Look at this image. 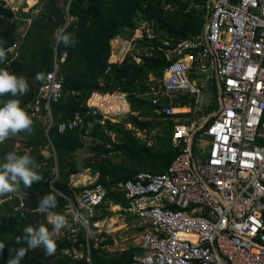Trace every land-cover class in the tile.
<instances>
[{"label": "built area", "instance_id": "built-area-1", "mask_svg": "<svg viewBox=\"0 0 264 264\" xmlns=\"http://www.w3.org/2000/svg\"><path fill=\"white\" fill-rule=\"evenodd\" d=\"M20 3L8 7L16 13ZM206 7L200 34L173 46L166 40L157 46L168 64L161 75L148 74L147 89L138 95L157 104L162 96L191 94L198 109L201 87L214 78L218 107L200 123L182 115L190 107L169 103L156 109L161 118L173 121L172 144L183 146L165 171L141 170L113 186L128 201L127 207L117 208L134 218L137 235L132 246L140 249L128 263L118 264H264V0H209ZM21 19L26 25L31 22L29 17ZM134 21L131 35L110 41V64H120L127 55L140 62L152 54L137 42L151 44L156 31L141 13ZM6 50L12 51L13 46ZM65 56L55 50L53 67L39 88L50 122V102L59 101L63 94L60 63ZM98 82L104 85L103 78ZM85 105L86 115L101 124L118 122V116L131 111L128 94L121 90H94ZM39 108L35 104L32 114ZM81 121L77 112L73 118L59 120L57 129H71ZM75 174L69 182L77 188ZM97 177L88 176L82 189L63 195L70 220L63 236L83 245L88 261L90 247L105 240H110L105 244L109 252L128 248L122 242L126 236L118 237L113 231L104 235L99 221L93 220L106 194L105 185L95 183ZM84 252L75 247L60 251L74 259H81Z\"/></svg>", "mask_w": 264, "mask_h": 264}, {"label": "trees", "instance_id": "trees-1", "mask_svg": "<svg viewBox=\"0 0 264 264\" xmlns=\"http://www.w3.org/2000/svg\"><path fill=\"white\" fill-rule=\"evenodd\" d=\"M208 1L70 0L65 12L64 7L68 0H47L44 9L39 11L29 25L23 26L25 31L21 33L17 14L5 5L4 0H0V45L5 49L13 46L12 51H7V59L0 63V68L8 67L17 75L26 77L29 91L18 98L29 114L33 112V106L38 104L39 111L47 115L44 98L38 96L43 80L38 81L35 76L37 73L46 74L53 67V43L57 31L64 29L75 38L74 46L65 47L64 44L55 42L56 54L65 52L66 56L60 63L63 76L62 97L59 101H51L49 105L52 125L48 128L35 125V117L32 116L33 133L17 134L27 137L25 147L30 150L23 153L29 154L35 160L39 166L37 171L43 179L39 183H33L31 188L24 189L21 186L20 192L12 194L13 198H16V195L23 197V206L16 211L13 209L18 204L16 199L0 202V242L5 244L0 250V264H7L11 255L9 249L26 247L16 243V238L23 235L24 227H39L34 223L31 212L36 211L44 195L51 191L58 193V206L52 211L64 214L67 203L64 196H72L74 190L83 188L71 187L69 181L72 174L85 169L93 174L98 173L95 183H103L106 187L102 204L110 201L125 208L128 201L123 192L113 188L117 182L131 179L141 170L159 173L167 169L179 147L183 145L172 144L173 121L169 117L161 118L156 112V109L162 108L163 100L160 98L158 103L154 104L146 96H139L137 93L147 89L146 79L149 73L159 76L168 64L162 51L157 48L162 45V41L166 40L169 46H173L188 36L202 32ZM140 13L154 26L158 36L151 44L138 40L137 46L150 50L152 54L142 57L140 62L127 55L120 64H110V39L118 34L130 35V30L135 25L134 17ZM107 66L109 71L106 73ZM99 78H103V86L99 85ZM211 82L214 99L203 108V114L207 115L218 107L216 83L213 78ZM97 89L105 92H128L130 109L136 114H127L122 117V122L118 123L106 121L103 127L95 123L89 130L88 121H93L94 118L86 115L85 100ZM71 90H77L79 94L72 95ZM10 98V94L0 96V106ZM178 99L180 104L192 107L194 105V98L187 94L179 96ZM77 112L82 117L81 124L59 132L57 122L73 118ZM182 115L188 116L190 112ZM200 116L202 117V114H197V118ZM124 123H130L133 128H126ZM134 129L156 132L148 143L147 140L136 136ZM87 138H90L88 143ZM44 146L50 149L47 156L42 153ZM84 147L87 155L81 164H77L74 154ZM0 153L5 156L9 151L1 148ZM106 177L109 181H106ZM89 186L92 185H87ZM8 195L10 194L0 197ZM79 237V240L83 241L82 236ZM108 241L110 240L103 241L97 247H90L88 261L83 245H79V242L72 243L65 236H58L53 255L46 256L44 250L38 248L28 251L20 264H118L128 263L134 254L140 252L137 247L129 246L122 252L110 253L104 248ZM63 247L81 249L85 251L84 256L74 259L62 255L60 251Z\"/></svg>", "mask_w": 264, "mask_h": 264}, {"label": "clouds", "instance_id": "clouds-1", "mask_svg": "<svg viewBox=\"0 0 264 264\" xmlns=\"http://www.w3.org/2000/svg\"><path fill=\"white\" fill-rule=\"evenodd\" d=\"M54 38L58 43L64 44L65 47L75 44L73 35L64 29H59ZM6 59L7 50L0 45V63ZM35 79L42 81L45 79V74L37 73ZM28 91L29 84L24 75H17L8 67L0 68V96L10 94L12 97L4 101L3 106H0V143L21 132L29 135L33 133V118L21 106V100L18 98ZM4 160L5 162L0 163V196L18 193L21 191V186L24 189L31 188L33 183H39L43 179V176L37 171L39 166L27 153L9 152L5 155ZM57 195L58 193L54 191L44 195L36 209L39 214H46L48 223L52 225L51 230L44 224H40L38 228L30 225L24 227L23 235L16 238V243L26 245V247L9 249L11 255L7 264H20L28 251H34L38 248L43 249L46 256L55 253L56 238L61 229L68 224L64 214L52 211L58 206ZM4 247L5 244L0 242V250Z\"/></svg>", "mask_w": 264, "mask_h": 264}, {"label": "rangeland", "instance_id": "rangeland-1", "mask_svg": "<svg viewBox=\"0 0 264 264\" xmlns=\"http://www.w3.org/2000/svg\"><path fill=\"white\" fill-rule=\"evenodd\" d=\"M47 0H8V6L11 8L12 6V2H22L20 3V6H22V8L20 9V7H18V11L16 12V19L20 20V23H18L19 27H23L24 25H26V21H22L21 18H25V17H29L31 20H33L39 13V11L43 10L45 4H46ZM65 12L66 8L64 7ZM16 10V8H15ZM70 20V19H69ZM68 21V20H67ZM56 39L54 40L53 43V48L54 50H56ZM207 82V81H206ZM205 82V83H206ZM204 83V84H205ZM214 99L213 94L211 93V90L209 88H205L203 89V93L199 98V102H198V109L195 110H191L190 111V115H188V119H196L199 123L201 121H203L208 115L207 114H203V108L205 107V105H207L208 103L212 102ZM40 107V106H39ZM133 112H128L126 114H131ZM136 114V113H134ZM197 114H202V117L200 116V118H197ZM31 116L35 117V125H38L42 128H48L49 126L52 125V122H50V118L45 114H42L40 111H36L34 113V115L31 113ZM127 116V115H126ZM186 119V118H183ZM125 126L127 128H132L131 126L129 127L127 125V123H124ZM156 131H147L141 134H137L136 136H139L141 139L143 140H147L148 143L151 142L152 137L154 135ZM12 138H14L15 140L13 141ZM21 139V140H19ZM27 139V137L22 136V135H15L12 136L9 139H6L3 143H0V150L1 148H6V150H8L9 152H22V154H24L23 152H28L30 150V148L25 147V140ZM88 141H90V138H87L86 143H88ZM49 148H44L42 149V153L47 156L48 152H49ZM194 150L196 151V145L194 147ZM87 155V151L84 148H81L79 150H77L74 154L75 160L77 164H81L83 158ZM5 156L2 155L0 153V163H3ZM45 163L43 162L42 165H44ZM55 169V168H54ZM57 174V168L54 170V175L56 176ZM81 175H89V171L87 169L82 170L80 172ZM79 173L75 174L76 175V179L78 177L79 181V185L77 184V186H82V184L86 183V176L85 179L82 178V176ZM72 176V175H71ZM70 176V178H71ZM74 177V176H73ZM13 201H15V198L13 199ZM110 201H107V203L105 202L104 204L101 205V207L99 208V210H95V214H97V216H100L99 214H102L103 211L105 210H111L112 213L105 215L103 223L101 226L102 230H115L113 231L115 234H122L124 233L127 237V239L125 240L126 243L125 245H130L132 246L133 244H135V239H136V230L133 227V224H135V221L133 219V217L127 212V211H122L119 210L118 208L112 207L110 205ZM23 202H20L17 207L19 208L20 205H22ZM32 213V218L34 220V223L37 224L38 226L40 224H44L46 225L50 230L52 228V225L48 223L47 221V216L46 214H39L37 211H33ZM64 215L67 217L68 220V224L66 227L62 228L60 231L59 236H63L66 235L67 233V228L70 224V220H69V215L67 213V211H64ZM123 242V241H122ZM134 247V246H133Z\"/></svg>", "mask_w": 264, "mask_h": 264}, {"label": "crops", "instance_id": "crops-1", "mask_svg": "<svg viewBox=\"0 0 264 264\" xmlns=\"http://www.w3.org/2000/svg\"><path fill=\"white\" fill-rule=\"evenodd\" d=\"M147 20V19H146ZM147 22L153 27V29L155 30V28H154V26L147 20ZM133 28H134V26H133ZM133 28L130 30V35H131V33H132V30H133ZM119 35V34H118ZM118 35H116V36H118ZM116 36H114L112 39H114ZM122 36H129V35H122ZM112 39H110V41L112 40ZM214 79V78H213ZM211 80H212V78H209L208 80H205V81H207L205 84H203V86L201 87V94H200V96L202 95V93H203V89H204V87L206 88H209L210 90H211V87H210V84L212 83L211 82ZM215 80V79H214ZM215 83H216V81H215ZM216 87H217V84H216ZM97 90H100V89H97ZM113 91H118V90H111L110 92H113ZM122 91V90H121ZM217 91H218V88H217ZM211 93H212V91H211ZM127 94H128V92H127ZM137 94H139V93H137ZM184 95V94H183ZM189 97H192V98H194L191 94H187ZM179 96H181V95H178V96H174V97H165V96H162L161 97V99L163 100V106L164 105H167V104H169V103H171L172 105H174V106H181V107H190L191 108V110L193 109V110H195V108H194V105H193V107L192 106H190V105H183V104H180L179 102H178V97ZM177 99V102H175V100ZM128 102H129V99H128ZM211 103V102H210ZM210 103H208L207 105H209ZM194 104H195V102H194ZM129 105H130V103H129ZM207 105H205V106H207ZM162 106V107H163ZM131 110V109H130ZM190 110V111H191ZM132 112V111H131ZM214 112V111H213ZM133 113H135V112H133ZM212 113V112H211ZM210 113V114H211ZM127 114H124V115H121V116H118V119H119V121L118 122H122V117L123 116H126ZM106 122V121H105ZM118 122H114V123H118ZM95 123H98L101 127H103L104 126V124H101V123H99V122H96V121H88V129L90 130L93 126H94V124ZM111 123V122H110ZM127 124H130V123H127ZM130 126L132 127V125L130 124ZM127 128V127H126ZM133 128V127H132ZM131 128V129H132ZM87 129V130H88ZM130 129V128H129ZM136 132L138 131V129H134ZM141 133H144V132H146V131H141V130H139ZM112 136H113V134H112ZM49 153V152H48ZM89 171V170H88ZM81 172V171H80ZM80 172H79V174H80ZM95 174H98V173H95ZM95 174H93V173H91L90 171H89V175H91V176H95ZM81 175V174H80ZM82 176V178L83 179H85V177L86 176H88V175H81ZM87 179H88V177H86ZM79 179H77V183H78V185H79ZM77 187H79V186H77ZM78 191V190H77ZM16 195V194H15ZM6 199H8V200H10V201H12L14 198H13V195L12 194H10V195H8V196H6V197H0V202H2V201H4V200H6ZM17 201H18V204L20 203V202H23V197L21 196V195H16V198H15ZM24 203V202H23ZM17 204V205H18ZM102 204V203H101ZM100 204V205H101ZM17 205H15V206H17ZM110 205L112 206V207H115V208H117V206H120L119 204H112V203H110ZM23 206V204L22 205H20L19 206V208H21ZM122 207V206H121ZM99 206L96 208L97 210H99ZM124 208V207H123ZM95 209V210H96ZM21 210V209H20ZM112 213V211L110 210H105V211H103L102 212V214H99L100 216H97V214H95L94 215V217H93V220H95V221H99V224L100 223H103V220H104V216L105 215H108V214H111ZM134 219V218H133ZM100 225H102V224H100ZM102 227V226H101ZM113 229H111V230H102L101 229V231H102V234H104L103 232H105V231H112ZM113 231H115V230H113ZM115 234V233H114ZM105 235V234H104ZM116 236H120V237H125L126 235L124 234V233H122V234H115ZM106 241V240H105ZM102 243V242H101ZM100 243V244H101ZM108 243V242H107ZM126 243V241L124 240L123 241V244H125ZM130 245H128V247H129ZM92 247V246H91ZM104 248L106 249V247H105V245H104ZM109 252V251H108ZM115 252H118V251H115ZM110 253H114V252H110Z\"/></svg>", "mask_w": 264, "mask_h": 264}, {"label": "water", "instance_id": "water-1", "mask_svg": "<svg viewBox=\"0 0 264 264\" xmlns=\"http://www.w3.org/2000/svg\"><path fill=\"white\" fill-rule=\"evenodd\" d=\"M69 2H70V0H68V2H67V4L65 5V8H66V11H67V9H68V5H69ZM68 24V22L65 24V26ZM64 26V27H65ZM54 157H55V162H56V153L54 152ZM55 165H56V168H57V164L55 163Z\"/></svg>", "mask_w": 264, "mask_h": 264}]
</instances>
